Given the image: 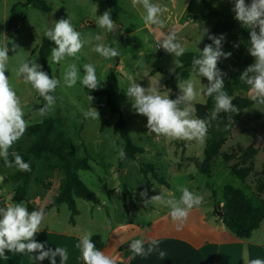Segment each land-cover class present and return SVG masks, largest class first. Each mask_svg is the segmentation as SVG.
Here are the masks:
<instances>
[{
  "label": "rangeland",
  "instance_id": "rangeland-1",
  "mask_svg": "<svg viewBox=\"0 0 264 264\" xmlns=\"http://www.w3.org/2000/svg\"><path fill=\"white\" fill-rule=\"evenodd\" d=\"M45 1L50 7L48 13L42 12L33 6H25L26 0H0V24H4L6 20L9 19L12 9L15 8L16 19L11 29H4L0 33V46L7 44L9 48L8 54L10 58L5 74L9 77V82L16 90L21 101L25 113L24 119L28 122V126L42 122L45 117H61L62 113H67L68 111L70 115L65 116V120H61H64V124L66 123L65 125L67 128H61L58 132L63 131L66 134L67 130L70 143L75 147L76 156L82 158L91 155L103 161L105 164H109L112 158L113 162L117 161L116 155L118 156L120 151L124 150L123 140L114 132V126L118 122L119 117L118 115H112L111 109L107 106V98L105 96H93L95 92L104 87L107 77L115 65V58L105 59L98 53L92 51L96 43L94 38L96 35H100L102 37L101 43L115 47L120 52L118 57L122 61V68L121 70H116L119 81V91L113 96V101L122 114L123 121L132 142L142 147L145 151L138 156L135 163L128 165L129 174L122 183L134 187L147 186V180L140 170V164L149 163L154 165L158 173L168 181L176 198L180 196V192L177 191V186H187L191 191L203 196V202H205L204 209L211 211L213 214L215 213L217 202L220 207L223 206L221 203L223 189L228 185L242 190L256 206L261 204L264 200V191L262 193L257 191L256 174L260 173L263 169L264 151L255 157V173L250 176L245 183L230 171L227 164L222 160L221 155L212 163L211 176H207L199 172L195 165L187 164L193 162L192 158L182 160V152L184 148V156L186 155V157L203 156L207 142L206 139L215 138L218 134V129L208 128L203 142L196 140L168 141L163 137L157 138L154 133L148 132L146 128L147 118L135 113L131 107V101L126 96L125 90L130 84L128 77H132L133 80L145 88L150 86V82L155 84L159 81L160 91L168 92L170 89L165 87V81L173 73V71L170 70H177L180 68L181 63L179 57L165 52L162 48H157L158 40L169 30L174 29L178 41L185 48V52H196L207 37V35H205L197 44L200 35V27L205 28L206 25H200V27L198 26L192 29L189 25L186 26V17L180 18L177 24H173V21L165 23V28L163 29L145 25L141 18L143 9L139 6L134 8L131 0H115L119 8L116 10L115 16L107 0ZM159 1L161 0H153L154 3ZM183 4H179L178 11H182L184 7ZM190 9L194 12H198L202 7L194 3L191 4ZM105 10L110 11L111 18L116 22V28L119 29L115 28L113 32H108L96 26L97 16L102 15ZM69 17L75 29L82 34L83 38L88 39L91 43L85 45L81 52L77 54L78 58L65 57L60 63H52L50 56L48 64L51 68L52 77L59 79L61 83L55 90L57 96L54 106L48 110L47 114L42 115L40 109L42 105L45 104V101L43 98L41 100L35 99L36 91L30 84L24 83L22 77L16 75V69L18 68L19 62L24 59L36 61L37 64L41 65L39 49L43 41L47 39L45 36L46 29L52 26L53 21L61 18L67 19ZM188 37L190 40H186ZM234 38L236 37H230V42L234 40ZM225 41L224 39L222 42V50L224 52L232 48V45H226ZM228 42L229 40H227V43ZM234 43L235 42H233V46H235ZM50 44L52 48L56 46L53 41H50ZM13 45L17 46L15 51L12 50ZM174 60L178 61L177 65L174 64ZM73 63L77 65L81 77L84 74L83 64L92 63L96 68L97 76L102 80L101 86L97 90H89L83 87L79 81H77L74 87L69 88L64 86L63 73L68 65ZM158 68H160L161 71H156ZM162 70L168 71V74L162 73ZM152 71L156 72L151 75ZM189 71L191 73L190 77L196 82L197 89L208 85L206 78H199L191 72V69H189ZM238 72L233 73L232 76ZM230 78H223L225 89L227 90H230V88H228V83L232 84L233 81V79ZM227 79L232 81H227ZM179 91L178 89L176 95L179 94ZM231 93L234 95V90L229 92V94ZM89 96L93 97L91 101L89 100ZM169 96L170 98L174 96L172 90H170ZM207 97V95L203 94L198 96L194 106L196 104L206 103L207 101H211L212 103L214 97L209 96L208 99ZM90 107L98 111L99 119H86L84 117L83 120L81 117L83 120L82 137L84 139V144L82 145L76 138L79 136L80 126L74 124V121L77 116L83 115L82 110H88ZM248 123V113L245 112L236 129L232 130V134L227 143L223 146L222 152H227L237 143L243 144L244 146L253 143L257 146L261 145L257 143V141L247 139L244 133H241L243 128L248 126ZM56 126L62 125L58 123ZM28 138L33 141V136L26 131L22 138L9 150L10 153L15 152L17 148L25 147L24 143H27ZM43 160L44 159L40 162H43ZM181 163L184 165L179 169V164ZM37 165H40V163L38 162ZM42 166H45L42 170H35V172L30 175L28 191L32 199L36 195H40L41 201L45 203L50 198L54 197L53 199H55L59 195L61 183L63 181V172L60 167L57 169L52 163H47V165L44 163ZM17 171L18 169L16 167H8L5 164L0 165V187L4 188L3 195L6 198L9 193L21 184V182L16 179L7 180L9 176L15 174ZM60 172H62V175ZM79 175L83 181H88L92 185H99L98 170L80 172ZM160 189L159 183L155 182L151 190H145H147V194L154 196L160 194ZM145 199L146 197H141L143 203ZM134 219H137L136 215ZM259 236L260 232L254 233V238Z\"/></svg>",
  "mask_w": 264,
  "mask_h": 264
},
{
  "label": "clouds",
  "instance_id": "clouds-1",
  "mask_svg": "<svg viewBox=\"0 0 264 264\" xmlns=\"http://www.w3.org/2000/svg\"><path fill=\"white\" fill-rule=\"evenodd\" d=\"M132 6L143 9L142 20L145 25L154 26L157 29L165 28L162 19L167 8L153 0H131ZM232 11L235 19L243 27L250 30L249 54L254 58V63L249 65L239 76L240 80L248 86L249 98L258 105H264V0H251L246 4L245 0H234ZM96 26L102 30L113 32L117 27L113 21L109 10H105L102 15L97 16ZM258 29V31H257ZM207 35L212 41L206 44L198 57H193L191 72L197 77H204L208 81L206 87L197 89L193 78L181 80L177 87L180 90L175 99L170 98L169 92H161L160 84L150 82V86L145 88L138 84L132 77H128L130 84L125 90L126 96L131 101V107L136 114L147 118L146 128L149 133H154L157 138L163 137L168 141L173 140H196L203 142L207 133L210 121L197 118L194 103L201 94L212 96L215 100V107L211 118L215 119L221 112L236 113L238 108L233 104V97L228 94L224 86V73L218 68L221 58L227 59L231 52H224V35L219 36L209 34V30L200 27V35L197 44ZM45 36L56 45L51 49V62L60 63L65 57H77L78 53L85 45L91 43L75 29L71 18H61L53 21L52 26L46 29ZM95 44L92 51L98 53L105 59L118 57L120 52L117 48L101 43L102 37L95 36ZM17 46L13 45V51ZM157 48H162L165 52L180 57L184 54L185 48L178 41L176 31L169 30L157 42ZM9 48L7 44L0 46V158L8 167H16L19 171H30V164L25 162L18 153H10L13 145L25 134L28 122L24 119L25 113L16 90L6 76L9 61ZM178 61L174 60L177 65ZM84 74L81 77L79 69L75 63L68 65L63 73V84L66 87H74L77 81L89 89L97 90L101 86L102 80L96 74V68L92 63L83 64ZM170 71H174L171 69ZM16 75L22 77L24 83L30 84L39 97L45 101L40 112L47 114L55 102V92L61 81L42 70V66L36 61L21 60ZM93 97L89 96L91 101ZM86 119H99L96 109L90 107L82 110ZM13 159L10 160L9 156ZM123 158V150L119 153ZM180 192L179 198L171 193L168 196L158 194L150 199H145V205H162L169 209V216L176 222L177 230H181L188 220L193 208L199 207L203 203V196L191 191L187 186H177ZM142 197H147V190L141 192ZM45 218L43 208L29 211L23 202H7L4 207H0V257L6 252L16 253H38L35 255L36 261L50 260V264H56V257H60V264H65L68 259L67 251L62 247L45 249V245L34 239L37 233L41 232ZM92 233L85 232L81 237L77 247L80 248L84 264H123L119 256H110L104 251L98 250L91 242ZM151 244L156 245V241ZM153 247H149L147 252H152ZM130 251L136 256L146 254L143 240H134L130 244ZM164 255L163 252L160 253ZM247 264H264V260L252 259Z\"/></svg>",
  "mask_w": 264,
  "mask_h": 264
},
{
  "label": "crops",
  "instance_id": "crops-1",
  "mask_svg": "<svg viewBox=\"0 0 264 264\" xmlns=\"http://www.w3.org/2000/svg\"><path fill=\"white\" fill-rule=\"evenodd\" d=\"M245 2L250 4L251 0H245ZM157 3L167 8L162 17L165 23L173 21V24H177L180 18L186 17V26L189 25L194 29L198 26L200 27V25H206L209 32L215 25L222 23L233 24V30L230 34L223 32L218 34V36L224 35L226 45H232L231 49L225 50V52H231V56L227 59L221 58L218 62V68L225 74L223 78H230L231 76L230 79H234L233 73L244 71L249 65L254 63V58L248 51L250 30L243 27L234 18L235 13L232 11L234 0H161ZM194 3L202 7V9L198 12L192 11L190 6ZM179 4L184 6L182 11H178ZM208 13H210L209 17L203 19L193 18V16ZM230 37L236 38L230 42ZM186 40H190V38L188 37ZM227 40H229L228 43ZM232 41L235 42V46H233ZM121 68L122 61L119 58L116 70H121ZM156 71H161V69L158 68ZM156 71H152L151 75ZM162 73L168 74V71L162 70ZM227 81L232 80L227 79ZM225 90L229 94V91ZM234 92V95H229L249 98L248 86L243 90H234ZM54 96H57L56 92ZM212 106L215 107L213 99ZM245 112L248 113L249 123L246 128H243L241 133H244L247 139H252L261 144L260 146L254 143L250 144L259 149V154L264 151V105L255 104L244 109L241 112V117ZM69 115L70 112L67 111V113H62L61 117L50 116L57 119L62 125L55 126L54 135L59 129L67 128L66 123L64 124L66 119L64 117ZM81 117L84 120L83 115L77 116L74 124L80 126L79 136L76 138L83 145V120ZM62 119L64 120L61 121ZM238 124L234 129H236ZM66 136L68 137L67 130ZM31 142L32 139L28 138L24 146H28ZM182 153V160L186 158H202L204 156L203 154V156L199 157H186V155L184 156V148ZM217 157H214L212 163L218 159ZM86 158L92 164L93 170H98L99 172V185H92L88 181L81 180L100 198L101 204L93 205L83 198L76 197L78 213L74 217V223L71 222V210L66 203L56 207L51 205L54 197L44 203L41 201L40 195H36L32 199L28 190L26 195L27 202L34 210L43 208L45 212L42 224L44 229L37 233L34 239L43 243L45 249L51 248L54 251L56 247L64 248L68 254L65 264H84L81 250L77 245L80 237L85 232L92 233L90 240L98 250L104 251L110 256L121 257L123 264H247V261L252 259L264 260V221L260 228L255 231L260 232L259 237L254 238V232L248 239H238L225 228L221 218L216 213L213 214L211 211L204 209L205 202H203L199 207L192 209L183 228L178 231L176 222L172 221L168 214V208L155 204H149L145 207V203L141 201V191L144 192L145 189L151 190L154 183H158L157 181L149 177L150 183L148 184L146 181L147 186L142 187H134L122 183L129 174L128 165L135 163L138 156L136 159L124 161L121 165L120 155H116V162H113L112 158L109 164H105L91 155H87ZM48 162L58 169L59 166L53 159L48 160ZM39 163L40 165L36 166V170H42L45 167L42 166L41 162ZM187 164L194 165L193 162ZM183 165L182 163L179 164V169ZM60 174L62 175V172ZM159 185L161 187L160 194L168 196L171 193L173 196L175 195L169 183L168 185ZM125 188L128 190L126 193ZM14 190L6 198L3 195L4 188L0 187V207H4L7 202L16 203L13 201ZM124 194H126L125 201ZM147 196L151 198L153 195L147 194ZM221 203L223 204L224 202L221 200ZM135 215L137 219H134ZM137 239L144 241L146 254L143 256H136L130 251L131 242ZM152 241H156V245L153 246L151 244ZM149 247H153L154 250L147 252ZM161 252L164 255H161ZM37 254L6 252L4 256L0 257V264H50V260L47 258L44 261H36L34 257ZM56 264H60V257L58 256L56 257Z\"/></svg>",
  "mask_w": 264,
  "mask_h": 264
},
{
  "label": "trees",
  "instance_id": "trees-1",
  "mask_svg": "<svg viewBox=\"0 0 264 264\" xmlns=\"http://www.w3.org/2000/svg\"><path fill=\"white\" fill-rule=\"evenodd\" d=\"M109 7L115 16L118 6L115 0H107ZM25 6H33L38 10L48 13L50 7L45 0H26ZM210 13L204 15H196L193 18L203 19L209 17ZM16 19L15 8L12 9L9 19L4 24H0V33L4 29H11ZM23 19V18H22ZM24 20V19H23ZM233 30V24L222 23L215 25L209 32L218 36L220 32L230 34ZM206 38L203 45L196 52H184L179 57L181 63L180 68L173 71L170 77L166 80V88L174 92L172 99L176 98L178 91L177 84L181 80L190 78L189 69L192 67L193 57H198L200 50L206 44H210ZM51 44L48 39H45L39 49V57L41 60L42 70L45 71L49 77H52L51 68L48 64L51 55ZM119 64V58L115 57V65L113 70L109 73L104 87L94 93V96H105L107 98V106L111 109L112 115H118L119 120L114 126V132L120 136L124 142L125 153L123 158H120V165L128 159H136L137 156L143 154L145 151L142 147L135 145L126 129L120 110L116 107L113 101V96L119 91V81L116 75V67ZM243 71L234 74L232 84H229L230 90H243L247 86L240 82L239 76ZM239 79V80H238ZM232 87V88H231ZM54 95V93H52ZM232 94V93H231ZM36 100H41L42 97L36 93ZM233 104L238 108L236 113L221 112L215 119L211 118L214 110L211 101L195 105V115L197 118L210 121L208 128L218 129V134L215 138L207 140L204 156L202 158H195L192 161L199 172L211 176V165L214 157L221 155L222 160L227 164L230 171L235 174L243 183L254 175V160L259 152V149L253 145L244 146L237 143L233 145L227 152H222L223 146L227 143L232 134L234 127L240 122L241 112L256 103L248 97H241L235 95L233 97ZM44 105H42L43 107ZM57 123H60L53 117H45V119L37 124L27 127L28 134L33 136V141L30 145L17 148L15 153L21 155L25 162L30 164V171H17L15 174L9 176L8 179H16L21 182L14 190L13 201L16 203L23 202L29 211H33L32 206L27 202L26 195L28 190V181L30 175L36 170L37 163L42 159L44 163L49 164L48 160L53 159L63 172V181L59 195L51 203L52 206H60L66 203L71 210V222L74 223V217L78 213L76 207V197L83 198L93 205H100V198L81 180L79 176L80 171H93V166L88 158H80L76 156L75 147L70 143L69 138L65 132L61 131L55 134L54 129ZM9 159L13 157L10 155ZM41 162L43 165L44 163ZM5 164L4 160L0 158V165ZM140 170L146 177L147 183H150L149 177L153 178L159 184L168 185L167 180L158 173L154 165L149 163H141ZM257 176V191L262 193L264 191V165ZM6 180V181H7ZM127 188H125L126 193ZM126 194H124V201ZM146 199H150L149 196ZM223 206L220 207L217 202V208L223 211V216L220 217L222 224L238 239H248L252 234L260 228L264 221V200L260 205H255L248 196L240 189L233 186H226L222 194ZM145 205V204H144ZM145 207H147L145 205Z\"/></svg>",
  "mask_w": 264,
  "mask_h": 264
},
{
  "label": "water",
  "instance_id": "water-1",
  "mask_svg": "<svg viewBox=\"0 0 264 264\" xmlns=\"http://www.w3.org/2000/svg\"><path fill=\"white\" fill-rule=\"evenodd\" d=\"M215 213L219 216V217H222L223 216V211L222 210H219L217 208V206L215 207Z\"/></svg>",
  "mask_w": 264,
  "mask_h": 264
}]
</instances>
